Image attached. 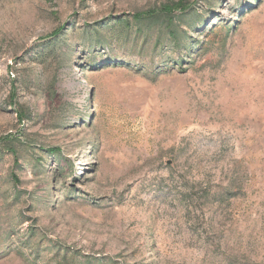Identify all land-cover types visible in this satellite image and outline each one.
Here are the masks:
<instances>
[{
  "label": "rangeland",
  "instance_id": "1",
  "mask_svg": "<svg viewBox=\"0 0 264 264\" xmlns=\"http://www.w3.org/2000/svg\"><path fill=\"white\" fill-rule=\"evenodd\" d=\"M0 264H264V0H0Z\"/></svg>",
  "mask_w": 264,
  "mask_h": 264
},
{
  "label": "trees",
  "instance_id": "2",
  "mask_svg": "<svg viewBox=\"0 0 264 264\" xmlns=\"http://www.w3.org/2000/svg\"><path fill=\"white\" fill-rule=\"evenodd\" d=\"M147 20H151V16L146 17ZM7 152H10L14 158H18L17 151L13 146L6 145L5 147Z\"/></svg>",
  "mask_w": 264,
  "mask_h": 264
}]
</instances>
